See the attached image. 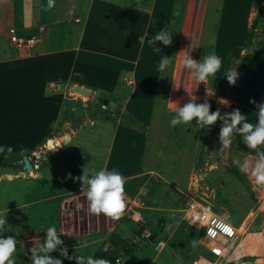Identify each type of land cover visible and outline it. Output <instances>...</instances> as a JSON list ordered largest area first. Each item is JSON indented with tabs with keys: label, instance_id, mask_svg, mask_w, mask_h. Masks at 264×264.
<instances>
[{
	"label": "rangeland",
	"instance_id": "1",
	"mask_svg": "<svg viewBox=\"0 0 264 264\" xmlns=\"http://www.w3.org/2000/svg\"><path fill=\"white\" fill-rule=\"evenodd\" d=\"M257 2L264 4V0ZM178 4L182 15L172 32L168 52L172 61L163 77L152 123L144 129L148 138L142 172L137 178L124 179L126 207L119 219L87 211L86 194L81 187L82 181L78 179L84 168L91 171L103 167L113 138V127L122 123V117L129 118V113L122 109L120 103L115 111L105 106L102 103L104 96L97 89L89 88L91 95L74 90V101L64 105L59 120L36 147L0 152L13 163L10 167H0V216L7 217L5 232L0 235L13 236L18 240L17 252L14 253L16 264H31V248L44 242L46 233L43 230L51 225L61 235L63 245L48 255L60 258L63 264L66 263L59 248L64 245L77 255L101 256L112 261L105 251L119 242L110 236L109 227L113 223L118 225V232L126 244L121 252L113 255L116 264H181L180 261L182 264H195L198 259L197 264H211L216 258L210 252L203 229L193 226L188 219L192 208H205L225 220V232L230 238L242 232L243 235L220 264H264V185L256 184L252 176L255 159L239 147V133L234 131L232 143L223 146L219 138L222 119H218L210 129L197 125L195 119L189 125L170 124L178 107L193 99L196 102L207 100L209 104L216 101L221 117L233 111V103L226 107L217 102L218 97L233 100L229 95L231 89L223 91L218 87L217 92H204V82L196 81L191 70L182 64L184 51L194 59L202 60L209 52H215L222 18L225 17L224 31L234 35L241 28H244L242 31L249 30L245 24L249 22L252 26L259 13L258 8L250 1L242 0H178ZM263 30L264 20L258 40L264 39ZM233 67L239 73L236 82L243 83L248 77L247 64L237 60ZM8 106L11 114L6 112V108L10 110ZM20 106L17 103L0 106V146L4 148L23 144L29 134L25 130L20 131L19 124H15L17 117L12 112L19 110ZM91 114H97L96 122L85 124L77 133L57 136L66 123L75 128ZM255 117L250 122L255 123ZM69 135L75 136L72 141L67 140ZM48 137L60 140L58 151L52 152L47 148ZM260 148L264 150V146ZM45 155L50 156L46 158ZM25 157H29L31 169L24 165L14 166L16 162L24 163ZM245 159L249 161V167L244 173L252 192H248L232 172L234 167L241 169ZM135 201L140 202V210L147 220L145 224L135 223L127 217ZM150 208L168 210L180 226L166 248L159 242H166L170 232L164 233L165 226L161 221L165 220L167 224L171 221L168 215L162 216L161 220L152 219ZM152 223L155 228L149 232L147 229ZM152 234H157V237L150 240ZM184 235H191L194 237L190 238L191 241H195L192 247H186L190 250L186 255L179 251L184 246L183 241H177ZM174 240L177 242L175 248ZM181 253L182 257H179Z\"/></svg>",
	"mask_w": 264,
	"mask_h": 264
},
{
	"label": "crops",
	"instance_id": "2",
	"mask_svg": "<svg viewBox=\"0 0 264 264\" xmlns=\"http://www.w3.org/2000/svg\"><path fill=\"white\" fill-rule=\"evenodd\" d=\"M242 1L248 3L247 0ZM175 2L51 0L49 5V0H0V106L20 104L21 108L12 112L17 117L15 124H19L20 131L29 132L24 143L12 149L36 147L59 120L64 105L74 101L72 92L76 86L95 88L108 101L119 99L122 109L144 129L148 128L163 82L158 71L160 55L167 57L171 44L156 42L161 48L158 53L148 41L156 31L167 29L170 32ZM224 18L220 20L215 48L222 63L213 78L204 82V92H217L218 83L225 75L229 52L244 46L251 29V24L247 22L248 31H242L244 28H241L237 34L231 35L224 31ZM12 30H15L19 39H34V42L28 45L14 43L11 40ZM144 33H147L145 40L139 42L138 37ZM263 70L264 55L242 93L231 100L233 110L239 109L249 122L258 111L257 105L251 101H264ZM6 110L11 114V107ZM94 121L95 118L88 115L82 121L81 128ZM144 129L122 123L113 127V138L102 168L118 170L124 179L137 178L142 172V159L147 147L148 136ZM75 136L69 135L67 140L72 141ZM50 139L47 138V143ZM238 145L250 158L255 159V151L243 142L241 133ZM135 202L130 206L127 217L135 223H147L140 210V202ZM150 210L152 219L161 220L162 216L168 215L171 221L169 224L163 219L161 221L165 226L164 233L167 230L170 232L166 242H159L166 248L180 226H177L175 216L168 210ZM158 213L162 215L157 217ZM151 225L147 229L149 232L155 228L154 223ZM109 229L110 236L116 234L122 240L116 223ZM190 238L194 239L191 235L177 239L184 243V246H179V251L184 255L190 252L186 247L193 246ZM176 244L174 240V248ZM182 253L179 257H182Z\"/></svg>",
	"mask_w": 264,
	"mask_h": 264
},
{
	"label": "clouds",
	"instance_id": "3",
	"mask_svg": "<svg viewBox=\"0 0 264 264\" xmlns=\"http://www.w3.org/2000/svg\"><path fill=\"white\" fill-rule=\"evenodd\" d=\"M51 5V0H49ZM147 33L138 37L139 42L145 40ZM172 33L167 29L156 31L152 36L149 44L153 45L154 49L160 53L161 48L157 46L156 42H162L163 45L171 43ZM183 57L182 64L186 69L191 70V75L198 82H205L219 70L222 60L215 52H209L200 61L194 59L187 51ZM172 59L160 55L158 63V71L161 77L167 75V70ZM239 73L236 68H229L224 76L230 84H235ZM221 103H228L227 100L221 99ZM257 105L256 122H249L244 114L239 109H234L230 113H225L221 117L219 110L212 111L211 105L207 100L204 102H196V100H189L182 106H179L176 114L171 118L170 124L189 125L194 119L197 125L209 128L214 125L218 119L223 120V125L220 129V142L223 146L232 143V134L234 131L242 134L243 142L249 149L255 150V160L252 167V176L256 184L264 185V150L260 146H264V101L257 103L255 100L251 101ZM4 151V147L0 146V152ZM7 151L11 152V146L7 147ZM163 155V154H161ZM249 167V161L244 160L241 165V170L244 171ZM71 176V174H69ZM82 181V190L87 198V211L100 215L103 214L113 219H119L126 207L125 204V188L124 177L118 170H106L101 168L99 170L83 169V174L78 177ZM223 224V220L220 221ZM7 224V217L0 216V233L5 232L4 226ZM44 242L39 246L31 248V264H63L60 258L48 255L56 251L58 246L63 245L61 235L58 234L54 225L48 226ZM18 240L13 236L0 235V264H16V257L14 253L17 252ZM193 245L195 241L192 242ZM22 245V243H21ZM61 255L69 260H75L76 264H111L109 259L104 257H94L93 255H69L68 246L64 245L59 248Z\"/></svg>",
	"mask_w": 264,
	"mask_h": 264
},
{
	"label": "trees",
	"instance_id": "4",
	"mask_svg": "<svg viewBox=\"0 0 264 264\" xmlns=\"http://www.w3.org/2000/svg\"><path fill=\"white\" fill-rule=\"evenodd\" d=\"M251 3H253L255 6H257L258 8V15L256 16V18L254 19L251 29L248 33L246 42L244 44L243 47H239V48H235L233 50H231L229 52L228 58H227V64H226V69H225V74L226 71L229 68H233V64L235 61L237 60H242L243 62H245L248 66V77L245 78L243 83H238L236 82L234 85L230 84L229 81L227 80V77L224 76L220 82L218 83V87H222L223 91L225 89L230 88L231 91L229 93L230 98H235L237 97L239 94L242 93L245 85L247 84L249 77L256 71L257 66L259 64V62L261 61V58L264 54V39H260L258 40V35H259V28L261 23L263 22V14H264V4L263 3H258L257 0H248ZM182 15V10L179 9V4H178V0H176L175 2V7H174V14H173V18H172V24H171V29L170 32L172 33L173 30L175 29V27L180 23V16ZM262 34L264 35V30L262 32ZM170 47V46H169ZM249 48H254L251 51H249ZM246 51V54L243 55V51ZM168 57V54H167ZM105 99H102V103L104 104ZM211 105V110L212 111H216L217 110V104L216 101H211L210 103ZM97 116V114H91L92 118H95ZM121 122L123 125H128V126H132L138 129L143 130L144 126H142L139 122H137L130 114H129V118H125L122 117ZM239 133V132H238ZM240 136V133H239ZM13 166V163L10 162L8 156L6 155H0V167H10ZM15 166V165H14ZM18 166V165H17ZM232 172L236 175V177L238 178V180L245 186L246 190L248 192H252V189L250 187V184L247 180V177L244 173V171H242L241 169H239L238 167H234L232 168ZM112 237H115L117 239H119L118 243H115L114 247L117 248H122V247H126V244L123 240H121L116 234H113ZM114 248H110L108 250H106V255H108L109 257H111L113 260L111 261V264L115 263V257L111 254V251ZM69 255H77L73 252H69ZM101 257V256H100ZM105 258V257H104ZM65 263L66 264H76L75 260H69L67 258L64 257Z\"/></svg>",
	"mask_w": 264,
	"mask_h": 264
},
{
	"label": "built area",
	"instance_id": "5",
	"mask_svg": "<svg viewBox=\"0 0 264 264\" xmlns=\"http://www.w3.org/2000/svg\"><path fill=\"white\" fill-rule=\"evenodd\" d=\"M11 33V40L14 43L28 45L34 42V39H19L15 30H12ZM189 212L190 214L188 215V219L190 223L193 226L203 229L204 235L206 236L210 246V252L212 256L216 258L212 264H220L236 241L241 235H243L242 232L239 231L234 237L230 238L225 232L227 225L225 220L215 216L212 212L207 211L205 208H202L201 210L192 208ZM221 220H223V224L220 223ZM230 241H232V243L229 245Z\"/></svg>",
	"mask_w": 264,
	"mask_h": 264
},
{
	"label": "water",
	"instance_id": "6",
	"mask_svg": "<svg viewBox=\"0 0 264 264\" xmlns=\"http://www.w3.org/2000/svg\"><path fill=\"white\" fill-rule=\"evenodd\" d=\"M245 53H246V51L244 50V51H243V55H245ZM74 90L77 91V92H81V93H83V94H85V95H91V90L86 89V88H83V87H80V86H76V87L74 88ZM221 99H225V100H227L228 103H221V102H220ZM217 102H218L219 104H221V105H225L226 107H229V106L232 104V102H231L230 100H228V99H226V98H223V97H218V98H217ZM104 105H105V106H110V107L113 109V111H115L116 108H117L118 105H119V99H115V100H113V101L105 100V101H104ZM80 128H81V124H77L75 128H71V124H67L66 127H65L62 131H60L59 133H57V136H58V137L64 136L65 133H72V131H77V130L80 129ZM49 156H50V155H45L46 158H48ZM17 165H18V166H23V165H24L25 168H27V169H31V168H32V165H31V163H30V159H29V157H25V158H24V163H23V162H16V163H15V166H17ZM156 236H157V235L154 234V235L150 236L149 239H150V240H153V239L156 238ZM121 251H122V248H114V249L111 251V254L115 256L117 253H119V252H121Z\"/></svg>",
	"mask_w": 264,
	"mask_h": 264
},
{
	"label": "bare ground",
	"instance_id": "7",
	"mask_svg": "<svg viewBox=\"0 0 264 264\" xmlns=\"http://www.w3.org/2000/svg\"><path fill=\"white\" fill-rule=\"evenodd\" d=\"M68 143V142H67ZM59 147H60V140L58 139L57 141H55V140H52V139H50L49 141H48V143H47V148L50 150V151H52V152H56V151H58V149H59ZM41 154V153H40ZM251 218V217H250ZM248 223H246L245 225H244V227H246V225H247ZM246 230V229H245ZM245 232V231H244ZM231 237V236H230Z\"/></svg>",
	"mask_w": 264,
	"mask_h": 264
},
{
	"label": "snow or ice",
	"instance_id": "8",
	"mask_svg": "<svg viewBox=\"0 0 264 264\" xmlns=\"http://www.w3.org/2000/svg\"><path fill=\"white\" fill-rule=\"evenodd\" d=\"M228 231H230V230H228Z\"/></svg>",
	"mask_w": 264,
	"mask_h": 264
}]
</instances>
